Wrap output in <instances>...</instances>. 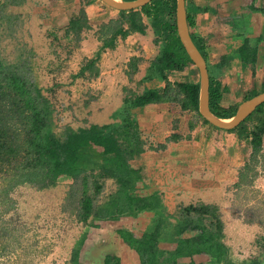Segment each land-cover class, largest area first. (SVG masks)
I'll list each match as a JSON object with an SVG mask.
<instances>
[{
	"label": "crops",
	"instance_id": "1",
	"mask_svg": "<svg viewBox=\"0 0 264 264\" xmlns=\"http://www.w3.org/2000/svg\"><path fill=\"white\" fill-rule=\"evenodd\" d=\"M71 1L73 0H23L17 5L5 6L9 10H20L21 7L36 2L34 9L43 12L44 23L47 26L61 27L67 22V4ZM99 4V1L92 0L86 6L93 8L96 22L107 14L105 7H100ZM185 9L194 13L193 34L204 38L208 76L217 80L221 88L218 103L222 107H230L246 95L259 91L264 86V0H185ZM121 39L127 43L125 50L129 51L124 53L128 55L138 56L137 46L145 43L144 36L138 31L117 38ZM245 41L249 49L244 55L247 60L241 58L238 52V46ZM97 50L98 47H93V56L97 54V73L93 75V79L86 78L84 84L90 86L89 90L95 98L92 104L93 123L101 124L112 120L110 114L115 108L123 107L120 102L111 104L106 101L109 97L121 96L122 83L117 81L115 74L122 54L118 52L107 57L108 50ZM81 52L87 55L86 49L83 48ZM249 54L253 55L252 61L248 58ZM146 64L141 65L142 70L135 74V78L146 73L143 69ZM183 67L188 72H193V64L186 63ZM181 70L165 72L169 79V73ZM147 82L150 84L143 82L144 89L163 85V80L157 75ZM129 112L137 121L147 142H162L170 132L180 135L177 139L166 141L162 148H145L137 156L127 160L128 166L136 169L135 192L145 195L147 201L151 198L159 200L156 208L158 212L153 214L155 208L149 206L139 209L133 216L120 215L116 219L94 221L90 219L92 225L86 227L87 238L84 241V248L88 252L82 251L78 264H104L105 255H109L106 264H112L114 258L119 264H138L135 252L120 239L117 229L125 226L140 233L150 225L155 216L171 213L179 203H214L225 217L226 206L230 204V200H227V186L237 179L249 155L250 145L247 139L238 138L231 131L211 128L190 111L180 109L176 102H150L129 107ZM189 122L192 123L190 128ZM263 142L264 129L261 144ZM230 220L235 228L234 231H229L228 220L225 218L224 232L226 237L232 236L225 241L237 244L243 238L248 239L251 235L249 224L242 223L236 217ZM205 256L206 254L200 255L201 258ZM199 260L196 256L193 258L195 263Z\"/></svg>",
	"mask_w": 264,
	"mask_h": 264
},
{
	"label": "trees",
	"instance_id": "2",
	"mask_svg": "<svg viewBox=\"0 0 264 264\" xmlns=\"http://www.w3.org/2000/svg\"><path fill=\"white\" fill-rule=\"evenodd\" d=\"M22 1L4 0L0 2V5L5 8L6 4L17 5ZM91 1L85 0L84 3L88 4ZM174 7L175 0H149L133 9H116L117 17L113 20V25L107 26L103 23L102 26L109 27L111 32L110 39L103 45L112 46L116 35L122 38L133 31L143 32L145 24L142 21V15L148 18L156 35L153 42L158 43V51L150 61L151 71L148 75H157L163 80V85L160 87L146 88L124 97L122 100L124 113L121 112L123 115L118 110L110 114L111 116L121 115L119 119L113 120L114 122L90 123L76 129L66 126L63 129L64 135H58L53 130L52 102L43 93L42 88L36 81L24 76L20 67L0 60V171L9 170L12 178V181L1 190L0 200L4 198L7 202H13L7 192L17 183L27 182L36 187L47 186L54 183L60 175L74 178L78 173L92 166L90 163H93L98 166L96 174L99 177L112 176L116 179L118 186H121L124 191L123 195H126L125 200L129 201L125 205H138L136 201L138 196L126 193L128 187L131 186L130 178L136 172V169L128 166L127 160L137 156L145 148H162L166 141L177 139L180 136L176 132H170L162 142L147 143L138 128L137 121L131 116L129 107L150 102H176L180 109L190 111L211 128L231 131L238 138L247 139L250 145L249 157L253 158L259 152L264 129V101L259 103L235 127L221 129L211 125L198 114L197 81H190L186 78L170 81L167 78L166 70H181L186 63H192L176 36ZM193 14L186 10V22L189 27L194 24ZM88 27L89 21L81 4L68 16L63 27V34L65 36L70 34L76 39L83 29ZM189 34L196 48L205 58L204 38ZM84 56L86 57L79 64L75 75L91 77L97 73L95 65L97 54ZM134 58V56L131 57L130 61L132 69H134ZM208 77L209 109L217 116L231 115L236 104L226 108L222 107L218 103L221 93L219 83L210 75ZM249 96L248 94L244 98ZM188 127H192L191 122L188 123ZM91 146H98L100 148L98 153H94ZM93 186L95 193L99 190L101 183H94ZM91 200L92 196L86 192V183L82 181L78 201L80 212L77 213L79 219L83 220L89 214ZM192 208L200 212L208 211L210 217H215L214 207L208 204H201L200 209ZM216 226L219 227V221H216ZM0 228L2 234L6 233L4 226L0 225ZM221 245V242L205 239V245L200 247L193 245L189 249L194 252L203 250L210 255L211 260H217L219 258L218 248ZM146 247V249L143 248L148 251L146 257H148L149 264H159L161 256H158L159 250L152 242ZM166 252L170 258V262H166L171 264L173 260L171 254L182 253V246H176L173 253Z\"/></svg>",
	"mask_w": 264,
	"mask_h": 264
},
{
	"label": "rangeland",
	"instance_id": "3",
	"mask_svg": "<svg viewBox=\"0 0 264 264\" xmlns=\"http://www.w3.org/2000/svg\"><path fill=\"white\" fill-rule=\"evenodd\" d=\"M84 1L73 0L67 4V16L82 4L89 21V27L83 29L76 39L70 34H63L64 26H47L43 12L34 9L36 2L21 7L20 10H9L0 5V16H4L0 17V60L20 67L24 76L36 81L42 88L54 108L51 114L53 130L62 136L65 125L76 129L93 123L92 104L95 98L89 90L90 86L84 84L85 79L90 76L75 75L79 64L86 57L81 52L83 48L87 55L90 52L93 55L95 46L98 50H108L107 57L118 52L122 54L120 66L116 65L117 75L115 74L117 81L122 83L121 96L107 98L108 103L120 102L122 105L124 97L142 91L145 85L143 82L150 84L147 80L154 77L148 73L151 71L150 61L158 51V43L153 42L156 35L150 20L142 15L145 29L140 33L144 36L145 43L137 46L138 56L128 55L124 53L127 43L123 39L117 40L118 35L114 37L112 46L103 45L110 39L111 32L109 27L102 25H113V20L117 17L116 9L96 0L107 11L106 17L96 22L93 8L86 7ZM190 30L194 32V26ZM133 56L134 69L130 66ZM144 63H147L143 67L146 73L135 78ZM193 67V72H188L183 67L180 72L169 73V80L186 78L198 82V71L194 65ZM121 107L115 108L114 112L118 110L123 115L124 109ZM120 114L110 115L111 121L119 119ZM247 124L250 126V123ZM258 153V158L248 155L244 168L242 166L240 170L241 176L238 175V179L227 186V200H230V204L224 212L228 220L227 229L234 231L235 228L230 218L245 221L256 235L257 246L264 237V142ZM95 170L87 168L84 171L88 181L86 191L92 196V202L94 200L100 203L103 202L100 196L102 192L99 191L93 198L90 183L89 173ZM10 181V171H0V192ZM104 183V191L108 192L110 187L113 188L110 178L104 180ZM80 190V175L74 178L60 175L54 183L43 187L27 182L17 183L8 190L13 202H7L4 198L0 200V225L6 229V233L0 232V264H63L71 242L70 235L75 227ZM89 216L90 214L86 217Z\"/></svg>",
	"mask_w": 264,
	"mask_h": 264
},
{
	"label": "flooded vegetation",
	"instance_id": "4",
	"mask_svg": "<svg viewBox=\"0 0 264 264\" xmlns=\"http://www.w3.org/2000/svg\"><path fill=\"white\" fill-rule=\"evenodd\" d=\"M188 30L189 33L193 34L189 26H188ZM247 50L249 49L246 41L238 46V52L241 58H243L244 60H247L246 57H244L245 53H248ZM248 58L249 60L252 61L253 55L252 56L250 55ZM263 90H264V86L259 91L250 93L249 95L251 96ZM243 99L245 98L243 97L242 99H240V101ZM240 101H238L236 105ZM88 124H86V126ZM66 126L67 125H65V127ZM78 127H82V126H78ZM147 143H151V142H147ZM91 150L94 153H98L100 148L98 146H91ZM255 157L258 158L259 153H256ZM90 164L92 166L87 167L89 168V170L94 168L96 169L95 171H91V173H89V176H91L90 183L92 187L93 198L99 191H101L102 193L100 194V196H102L103 202L98 203L99 201L95 202L93 200L92 202L91 200V208L89 213L90 216L89 218L86 217L83 220L78 218V214H77L79 211V207H78L75 213L77 218L74 219L75 227L73 229V233L70 235V240H71L69 244L70 246L69 249L67 250V257L64 259L63 264H78L82 251H84L85 253L88 252V250L84 248V241L87 238L86 227L92 225V221L90 219H93L94 221V219L95 220L116 219L120 215L133 216L134 213L139 209H145L149 206H150L149 208L152 209L155 208L153 210V214H156V212H158L156 208L157 205H159L158 202L159 200L157 199L153 200L151 198V200L147 201L146 200L147 197L145 195H140L137 192H135L136 190L135 181L137 180V175H135L136 173H134L130 178L131 181L129 182L131 183V186L128 187L126 193L128 192L138 196L137 198L138 200H136L138 202L137 203L138 205L127 206L125 204H127L129 201L125 200L126 195H123L124 191L122 190L121 186H118L117 184L118 182L116 181V179L112 176L99 177V175L96 174L98 166L93 163ZM77 175L78 176L80 175L81 190H82V181L86 183V189H87L88 181L85 172L84 171L80 172ZM238 175L241 176V171H239ZM61 176H66V175H61ZM109 178L110 180H112L113 188L110 187L108 192H106L104 191L105 190L104 188L106 186L104 180L106 181ZM99 179L102 181H99ZM98 182L101 183V186L99 190L94 193L93 184ZM117 193H119V195H117ZM201 204H208L209 206H213L215 217L213 216L210 217L208 211L201 210L202 212H200L199 210L195 211L194 208H192V207H196L200 209L199 207L201 206ZM164 214H165L164 216H162L161 214H158V217L155 216V218L150 223V225H147L144 228V230L141 231L140 233H137L125 226H124L125 228L123 227L117 229V233L120 239L135 252L138 260V264H149L148 257H146L148 251L145 249L147 248L146 247L147 244L151 242L159 250L158 256L161 255L159 264H167L166 261L170 262V258L168 257L166 251H170L173 253L175 247L178 245L182 246V253L176 255L174 253L171 254L173 257L171 264H258L261 254L263 253L264 237H262V242L258 246L256 243L257 241L256 235L253 232L250 233L251 235L249 236L248 239L243 238V240L241 242L239 241L237 244L235 242H226L225 240L231 239L232 236L226 237V232H224L225 217L222 216V214L220 213L218 209V205L214 203H205L201 201L179 203L175 205L174 210L171 213H164ZM216 221H219V227L216 226ZM241 222L245 223V221L243 220ZM205 239L206 240L208 239L209 241L221 242L222 245L218 248L219 253L217 254V256H219V258L217 260H211L210 255L204 252L203 250L194 252L191 249H189L190 247L192 248L193 245H195V247H200L205 245ZM232 247H234V249H232ZM142 249H144L143 252H141ZM190 250L192 252H190ZM203 254H206V256L204 258H201L200 255ZM195 256L198 257V259H200L199 262L196 263L193 262V258ZM108 260H109V255L108 256L105 255L103 258V263L104 264L108 263ZM112 264H119V261L116 258H114L112 260Z\"/></svg>",
	"mask_w": 264,
	"mask_h": 264
},
{
	"label": "water",
	"instance_id": "5",
	"mask_svg": "<svg viewBox=\"0 0 264 264\" xmlns=\"http://www.w3.org/2000/svg\"><path fill=\"white\" fill-rule=\"evenodd\" d=\"M104 4L121 10L138 7L149 0H101ZM174 23L176 36L188 58L198 71L197 111L211 125L231 129L242 121L259 103L264 101V90L241 100L234 112L226 117L217 116L208 107V73L205 58L196 48L189 34L184 0H175ZM258 264H264V250Z\"/></svg>",
	"mask_w": 264,
	"mask_h": 264
}]
</instances>
